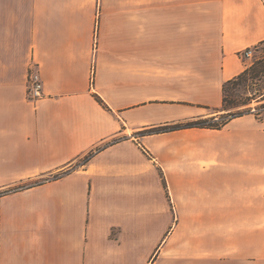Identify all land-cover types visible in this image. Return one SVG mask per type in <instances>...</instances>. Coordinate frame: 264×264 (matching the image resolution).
I'll list each match as a JSON object with an SVG mask.
<instances>
[{
	"label": "crops",
	"instance_id": "obj_1",
	"mask_svg": "<svg viewBox=\"0 0 264 264\" xmlns=\"http://www.w3.org/2000/svg\"><path fill=\"white\" fill-rule=\"evenodd\" d=\"M198 4L0 0V264H264V117L144 132L220 114L264 42V0L213 39Z\"/></svg>",
	"mask_w": 264,
	"mask_h": 264
},
{
	"label": "rangeland",
	"instance_id": "obj_2",
	"mask_svg": "<svg viewBox=\"0 0 264 264\" xmlns=\"http://www.w3.org/2000/svg\"><path fill=\"white\" fill-rule=\"evenodd\" d=\"M213 1L218 0H198L199 2V21L206 22V39L215 37V16ZM252 54L244 58L248 64V73L242 78L232 81L226 88L225 104L229 110H222L220 114L226 116L229 113H250L251 107L253 114L260 118L264 117V42L253 47ZM222 109V107H221ZM59 176V175H58ZM57 177L56 175L53 178ZM264 242V234L262 235Z\"/></svg>",
	"mask_w": 264,
	"mask_h": 264
},
{
	"label": "trees",
	"instance_id": "obj_3",
	"mask_svg": "<svg viewBox=\"0 0 264 264\" xmlns=\"http://www.w3.org/2000/svg\"><path fill=\"white\" fill-rule=\"evenodd\" d=\"M247 73H248V67L245 68L241 73H239L235 78L228 80L223 84V98H222V109L221 110H226V111L229 110V108L225 104V95H224V92H225L227 86L232 81L237 80L239 78H242ZM97 99H100V98L97 97ZM244 113L245 112L231 114L228 111V113H226L228 115H226V116H224L222 114H217V115H213V116H209V117L193 118V119L178 121L175 123H168V124L160 125V126L145 130L144 132H146V133H157V132H165V131L177 130V129H182V128H190V127H205V128L219 129L229 119L240 116ZM4 193H6V191H3V192L0 191V195L4 194Z\"/></svg>",
	"mask_w": 264,
	"mask_h": 264
},
{
	"label": "built area",
	"instance_id": "obj_4",
	"mask_svg": "<svg viewBox=\"0 0 264 264\" xmlns=\"http://www.w3.org/2000/svg\"><path fill=\"white\" fill-rule=\"evenodd\" d=\"M251 47L245 48L240 52L242 58H248L252 54ZM26 89H27V97L30 100L39 99L43 96L42 90V81L37 70H29L26 78ZM253 107H251L250 111L253 112Z\"/></svg>",
	"mask_w": 264,
	"mask_h": 264
}]
</instances>
